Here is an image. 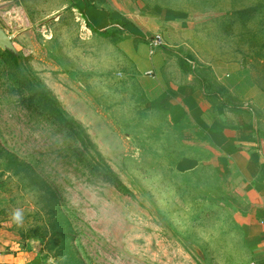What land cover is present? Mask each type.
Instances as JSON below:
<instances>
[{"label": "rangeland", "instance_id": "rangeland-1", "mask_svg": "<svg viewBox=\"0 0 264 264\" xmlns=\"http://www.w3.org/2000/svg\"><path fill=\"white\" fill-rule=\"evenodd\" d=\"M149 1L194 16L199 53L250 71L264 136V0ZM0 25L17 50L0 48L1 243L30 264H251L228 182L175 173L211 148L146 108L119 33L95 32L65 0H24Z\"/></svg>", "mask_w": 264, "mask_h": 264}, {"label": "crops", "instance_id": "crops-1", "mask_svg": "<svg viewBox=\"0 0 264 264\" xmlns=\"http://www.w3.org/2000/svg\"><path fill=\"white\" fill-rule=\"evenodd\" d=\"M24 0H0V11ZM95 32H117L129 72L137 78L146 108L172 126H191L213 155L183 156L175 173L217 170L229 184L225 210L231 215L251 264H264V136L253 120L262 90L238 63L199 53L194 16L149 0H65ZM166 46L154 54L149 39ZM256 93V94H255ZM0 242V264L27 263V253Z\"/></svg>", "mask_w": 264, "mask_h": 264}, {"label": "water", "instance_id": "water-1", "mask_svg": "<svg viewBox=\"0 0 264 264\" xmlns=\"http://www.w3.org/2000/svg\"><path fill=\"white\" fill-rule=\"evenodd\" d=\"M0 48L5 52H13L16 54V46L13 38L0 25Z\"/></svg>", "mask_w": 264, "mask_h": 264}, {"label": "built area", "instance_id": "built-area-1", "mask_svg": "<svg viewBox=\"0 0 264 264\" xmlns=\"http://www.w3.org/2000/svg\"><path fill=\"white\" fill-rule=\"evenodd\" d=\"M149 46L154 54L157 50L165 48L166 43L162 35H155L149 39Z\"/></svg>", "mask_w": 264, "mask_h": 264}, {"label": "clouds", "instance_id": "clouds-1", "mask_svg": "<svg viewBox=\"0 0 264 264\" xmlns=\"http://www.w3.org/2000/svg\"><path fill=\"white\" fill-rule=\"evenodd\" d=\"M12 219L17 223L20 224L22 223L23 220V214L20 210H15L12 214Z\"/></svg>", "mask_w": 264, "mask_h": 264}, {"label": "trees", "instance_id": "trees-1", "mask_svg": "<svg viewBox=\"0 0 264 264\" xmlns=\"http://www.w3.org/2000/svg\"><path fill=\"white\" fill-rule=\"evenodd\" d=\"M53 110H54V109H53ZM113 179H115V180H116V182H117L116 184H117V185H119V186H120V185H122L120 180H118V179H117V178H115V177H114Z\"/></svg>", "mask_w": 264, "mask_h": 264}]
</instances>
